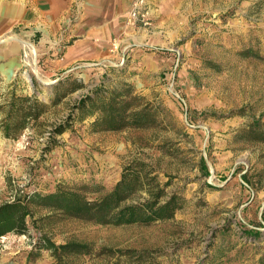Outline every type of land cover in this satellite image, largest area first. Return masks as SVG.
<instances>
[{"label": "rangeland", "instance_id": "obj_1", "mask_svg": "<svg viewBox=\"0 0 264 264\" xmlns=\"http://www.w3.org/2000/svg\"><path fill=\"white\" fill-rule=\"evenodd\" d=\"M148 5L147 26L129 23L130 6L123 14L124 41L111 42L118 57L109 61L60 73L39 62L34 46L23 42L22 65L8 74L0 67V202L20 190L46 192L61 182H92L107 191L124 166L144 162L159 183L167 182L164 196L177 194L182 207L172 219L150 225L102 226L52 214L37 222L40 234L56 244L86 243L91 253L57 259L48 250L38 252L39 233L30 226L27 233L0 238V264H201L211 255L218 258L215 264H264V225L259 226L264 142L239 137L253 117L264 125V0H148ZM247 48L262 58L243 56ZM67 75L84 87L50 106L16 139L3 136L1 118L11 92L49 101L52 84ZM100 80L107 86L127 83L163 107L169 128L92 133L91 119L74 120L46 151L53 125ZM146 197L142 191L127 202ZM245 228L259 229V239L243 236Z\"/></svg>", "mask_w": 264, "mask_h": 264}, {"label": "trees", "instance_id": "obj_2", "mask_svg": "<svg viewBox=\"0 0 264 264\" xmlns=\"http://www.w3.org/2000/svg\"><path fill=\"white\" fill-rule=\"evenodd\" d=\"M240 52L243 56L262 58L251 48ZM109 70L115 68L110 67ZM65 82L69 83L68 87H65ZM83 85L80 79L64 76L52 84V97L49 101L40 100L34 95H16L11 92L1 118L3 136L16 139L31 122L37 123L50 106L59 103L66 95L84 87ZM59 87L61 91H58ZM162 109L160 105L146 101L135 93L127 83L107 86L105 81L100 80L94 88L71 105L67 117L62 122L53 125L49 145L45 149L52 150L58 143L56 136L70 129L74 120L84 123L91 119L88 126L92 133L146 128L166 130L169 123L166 121V115L162 114ZM235 113L243 114V110ZM239 135L243 140L264 142V125L260 118L253 117ZM162 147L164 151H169V148L166 149L163 145L159 146V149ZM199 163L201 172L207 176L209 172L205 159L201 157ZM244 178L247 179L246 176ZM166 185L167 182L161 184L157 181L144 162H131L122 168L118 180L107 191H102V186L92 182L56 183L52 190L46 192L20 190L12 199L0 202V238L10 233H27L31 226L39 233L36 236V251L48 250L57 259L65 255H86L91 253V248L86 243L68 241L56 244L47 235L40 234L37 222L48 219L52 214L102 226L150 225L156 221L170 220L182 207V203L175 193L164 196ZM142 191L147 193L145 200L127 202ZM90 194L93 195L92 198H89ZM40 210L47 213L36 217L35 213ZM261 218L262 223H259V226L264 225V210ZM241 234L256 240L261 232L256 228H245ZM33 251H29V259ZM118 252L130 254L133 251ZM217 260L215 255H211L201 264H215Z\"/></svg>", "mask_w": 264, "mask_h": 264}, {"label": "crops", "instance_id": "obj_3", "mask_svg": "<svg viewBox=\"0 0 264 264\" xmlns=\"http://www.w3.org/2000/svg\"><path fill=\"white\" fill-rule=\"evenodd\" d=\"M132 0H0V67L5 74L25 61L23 42L37 60L60 73L118 55L111 42L124 41L121 21ZM17 36V40L12 37ZM119 54V53H118Z\"/></svg>", "mask_w": 264, "mask_h": 264}, {"label": "built area", "instance_id": "obj_4", "mask_svg": "<svg viewBox=\"0 0 264 264\" xmlns=\"http://www.w3.org/2000/svg\"><path fill=\"white\" fill-rule=\"evenodd\" d=\"M150 18L148 0H132L128 12L129 23L147 26L150 24Z\"/></svg>", "mask_w": 264, "mask_h": 264}, {"label": "bare ground", "instance_id": "obj_5", "mask_svg": "<svg viewBox=\"0 0 264 264\" xmlns=\"http://www.w3.org/2000/svg\"><path fill=\"white\" fill-rule=\"evenodd\" d=\"M16 40V39H15ZM45 84H49V82L45 83Z\"/></svg>", "mask_w": 264, "mask_h": 264}]
</instances>
